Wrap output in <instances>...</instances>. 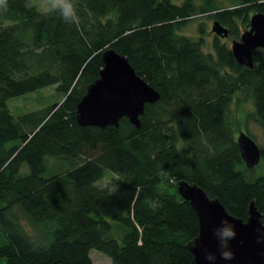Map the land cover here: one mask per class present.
<instances>
[{
	"label": "trees",
	"instance_id": "16d2710c",
	"mask_svg": "<svg viewBox=\"0 0 264 264\" xmlns=\"http://www.w3.org/2000/svg\"><path fill=\"white\" fill-rule=\"evenodd\" d=\"M37 1L26 8V0H7L0 10V264H92V250L111 264H193L187 244L199 225L177 193L180 181L244 222L254 202L264 225V143L252 181L230 124L241 92L264 139V56L255 51L247 69L224 38L214 35L205 54L202 39L174 37L212 16L239 40L237 22L249 27V12L264 14V0H237L233 10L218 0H74L78 26L44 15ZM107 50L159 94L139 128L126 118L118 127L77 123ZM50 87L61 103L9 110L10 101ZM109 174L113 191L99 184Z\"/></svg>",
	"mask_w": 264,
	"mask_h": 264
},
{
	"label": "water",
	"instance_id": "95a60500",
	"mask_svg": "<svg viewBox=\"0 0 264 264\" xmlns=\"http://www.w3.org/2000/svg\"><path fill=\"white\" fill-rule=\"evenodd\" d=\"M249 26V30L240 36V41L233 42L231 53L236 63L252 69L254 51L264 47V14H254ZM212 33L221 38L228 37V31L218 22H214ZM102 62L99 79L88 87L77 104V123L82 127H118L119 121L126 118L139 128L144 106L155 104L159 94L136 75L125 57L113 50L103 53ZM236 143L246 169L253 170L261 161L260 148L244 132L239 133ZM177 193L189 202L198 219L199 234L194 240L197 246L193 247V242L187 244L193 264H264V225L254 202L250 203L249 217L244 222L228 214L218 200L210 199L195 184L180 181ZM222 221L232 225L236 233L235 239L229 241L234 255L231 260L221 258L219 242L214 235V231L222 227ZM206 253L213 254L215 260H206Z\"/></svg>",
	"mask_w": 264,
	"mask_h": 264
},
{
	"label": "rangeland",
	"instance_id": "374dc122",
	"mask_svg": "<svg viewBox=\"0 0 264 264\" xmlns=\"http://www.w3.org/2000/svg\"><path fill=\"white\" fill-rule=\"evenodd\" d=\"M179 2V0H172ZM219 5L222 9H236L239 7L237 0H218ZM43 0L37 1V6L40 11H43L41 7ZM253 11L249 12V19L254 15ZM215 19L212 16L197 17L189 22H187L183 27L174 32L175 38H185L192 42H199L202 39L201 50L205 54L213 53V39L214 34L212 33V27ZM239 29L241 30V35L248 31L249 27H244L237 22ZM224 43L227 45L229 50L232 48L233 42H239V40L232 39L228 36L223 39ZM255 52V51H254ZM256 53L258 55L264 56V47L257 49ZM63 95L56 90V87H50L34 94L26 95L14 99L8 103L9 110L14 116L20 114L29 113L31 111H36L41 108L61 103L63 101ZM254 104L252 101H245L241 92H237L233 95L230 104V124L234 132V139L236 140L239 133L244 132L250 138L254 140L257 146L260 148L263 146V131L260 126L254 121L253 118H248V115L253 114ZM262 160V159H261ZM246 176L250 180H254L262 172V161L253 170H247L244 167ZM115 177L111 174L107 175L99 184L101 187L112 190L114 187ZM97 184V185H99ZM113 191V190H112ZM90 258L92 264H111L110 260L102 255L101 253L92 250L90 252Z\"/></svg>",
	"mask_w": 264,
	"mask_h": 264
},
{
	"label": "clouds",
	"instance_id": "9594fccd",
	"mask_svg": "<svg viewBox=\"0 0 264 264\" xmlns=\"http://www.w3.org/2000/svg\"><path fill=\"white\" fill-rule=\"evenodd\" d=\"M26 8L33 7L32 0H26ZM44 15L58 16L65 24L79 25L80 15L78 6L74 3V0H43L41 5ZM0 10H7V0H0ZM258 232L260 229L257 230ZM214 235L219 242L220 256L222 259L231 260L234 258L233 253L230 250L229 241L235 239L236 233L232 225L227 221H222V227L214 231ZM258 243L261 242L258 238ZM193 247L197 244L193 241ZM205 259L214 261L215 256L211 253H206Z\"/></svg>",
	"mask_w": 264,
	"mask_h": 264
},
{
	"label": "flooded vegetation",
	"instance_id": "af4514ba",
	"mask_svg": "<svg viewBox=\"0 0 264 264\" xmlns=\"http://www.w3.org/2000/svg\"><path fill=\"white\" fill-rule=\"evenodd\" d=\"M227 38V37H226ZM226 38H224V39H226Z\"/></svg>",
	"mask_w": 264,
	"mask_h": 264
}]
</instances>
